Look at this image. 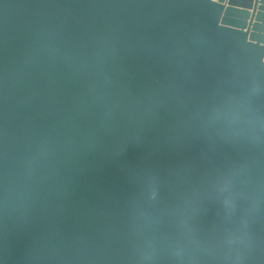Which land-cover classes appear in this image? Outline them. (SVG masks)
Here are the masks:
<instances>
[{
  "label": "water",
  "instance_id": "95a60500",
  "mask_svg": "<svg viewBox=\"0 0 264 264\" xmlns=\"http://www.w3.org/2000/svg\"><path fill=\"white\" fill-rule=\"evenodd\" d=\"M0 264H264V0H0Z\"/></svg>",
  "mask_w": 264,
  "mask_h": 264
}]
</instances>
